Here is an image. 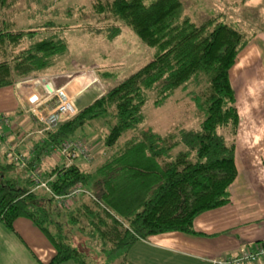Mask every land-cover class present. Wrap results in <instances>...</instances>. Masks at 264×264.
I'll return each mask as SVG.
<instances>
[{
	"label": "trees",
	"instance_id": "1",
	"mask_svg": "<svg viewBox=\"0 0 264 264\" xmlns=\"http://www.w3.org/2000/svg\"><path fill=\"white\" fill-rule=\"evenodd\" d=\"M17 1L0 0V16L6 15L0 22V88L59 72L70 52L68 41L53 34L63 35L66 27L25 45L37 29H19L9 19ZM92 9L101 17L97 31L111 40L124 25L152 49V57L107 94L33 138V156L15 149L27 158V166L7 148L8 162L0 165V223L13 230L16 219H29L55 249L46 264H89L88 247L94 242L102 250L108 245L111 254L153 234L195 233L193 219L228 203L237 175L239 116L229 69L255 32L248 36L221 22L219 14L196 23L184 13L181 0H95ZM191 79L198 89L185 102L192 107L187 126L177 122L164 134L139 129L149 99L154 107L162 106ZM88 131L98 134L94 163L77 159L83 164L76 160L67 168L56 163L43 168L47 189L34 188L29 171L42 169L50 146L83 138ZM19 167L27 171L26 178L13 175ZM78 183L95 190L71 203L59 202L57 197ZM68 231L88 239L71 240ZM121 262L130 264L126 254Z\"/></svg>",
	"mask_w": 264,
	"mask_h": 264
},
{
	"label": "crops",
	"instance_id": "2",
	"mask_svg": "<svg viewBox=\"0 0 264 264\" xmlns=\"http://www.w3.org/2000/svg\"><path fill=\"white\" fill-rule=\"evenodd\" d=\"M56 78L52 77L56 88L53 95L45 94L44 84L34 82L40 78L0 88V139L6 152L7 144H13L18 152L34 155L32 141L35 134H40L42 122L24 108L27 101L41 96L43 104L39 109L52 113L59 100L74 98L78 111L104 94L96 82L88 80L85 84L83 80L77 82L76 77L63 82ZM229 80L235 92L239 122L237 175L229 186L228 203L198 214L193 219L195 233L169 231L138 240L126 255L130 264H144L148 259L156 264H216L215 261L236 257L257 244H264V107L261 104L264 101V29L256 31L238 52L229 69ZM80 83L84 85L81 87ZM243 91L253 102L250 113L239 106ZM254 101L260 104L254 105ZM50 158L45 156L42 166ZM76 163L83 164L81 160ZM40 233L27 218L16 219L13 230L0 223V264H46L55 249ZM242 264H264V255Z\"/></svg>",
	"mask_w": 264,
	"mask_h": 264
},
{
	"label": "rangeland",
	"instance_id": "3",
	"mask_svg": "<svg viewBox=\"0 0 264 264\" xmlns=\"http://www.w3.org/2000/svg\"><path fill=\"white\" fill-rule=\"evenodd\" d=\"M94 1L95 0H18L10 13L5 11L9 13V19L15 22L17 28L23 30L37 29L35 35L27 36L24 39L25 45L44 37H50L51 32L59 30V27L60 30L66 27L63 30V35L59 31L53 32L54 35L58 34L65 38L69 45L70 52L61 70H59V72L53 71L42 77L31 78H40L34 82H37V84L40 82V84L44 85L50 82V87L56 89L52 85L53 76L57 77L56 80L63 79V82L76 77L77 82L79 80H83L85 84L88 83V80L96 82V84L101 87V91L104 93L103 95H105L111 88L151 60L152 49L146 47L128 27L123 25L121 29L122 33L111 40L107 39L102 31H97L94 28H101V23H98L101 17L96 15L92 9ZM181 1L183 2L184 13L190 16L196 23H200L209 16L219 14V20L221 22L237 27L248 36L259 29H264V0ZM5 16L4 13L0 16V22L4 20ZM87 25L93 28H87ZM60 74H67V76H60ZM43 78L45 82H43ZM83 83H80L81 87L84 85ZM197 85L195 80H189L183 86L176 89L172 97L159 107H154L149 99L143 109L144 120L139 126V129H151L153 132L164 134L171 131L177 122L187 126L190 120L189 117L192 115L189 110L192 107L185 106V102H187L186 99L196 94L198 89ZM201 85L202 88L206 84L202 82ZM201 88L200 91L202 90ZM68 99L69 102L74 104V98ZM62 100H64V98ZM254 102V105L256 103L260 104V102ZM261 104L264 107V101H262ZM239 106L242 107L246 113H250L249 111L253 109L251 97L247 98L244 91L239 98ZM245 106L247 109L243 108ZM196 110L197 108L195 107L194 112ZM39 112L46 114L42 110ZM196 120L198 121L199 119ZM192 121L191 124H194L195 121ZM103 122V120L97 121L96 125L100 127ZM38 135L40 136V134H35L34 138ZM97 135V132L90 133L88 131L86 134L87 137H83V139L91 144L93 150L98 148L95 142ZM126 135H128V132H126L123 137ZM77 137L82 138L80 135ZM5 153V147L1 144L0 140V165L4 162H8V158L7 160L5 158ZM49 155L48 158L52 157L50 158L51 160L47 159L39 172L43 173V168L47 169L55 163L62 166V159L59 158L55 160L51 154ZM16 170V172H12L15 177H27V171L22 167ZM83 190L93 192L95 189L88 183L83 186ZM67 234L71 240L74 241L83 242L88 239V237L83 235L71 234L69 231ZM40 235L46 241L48 240L44 237L45 235L42 232ZM49 244L51 243L49 242ZM106 248V250L109 249L108 245ZM101 250V245H97V242H94L88 247L87 257L89 264H122L121 260H123L125 254L127 255L129 251V249L126 251L120 250L110 254L106 250ZM115 258H117V260L113 261ZM147 262L144 264H156V262L150 259H148ZM68 264L75 263L69 261Z\"/></svg>",
	"mask_w": 264,
	"mask_h": 264
},
{
	"label": "built area",
	"instance_id": "4",
	"mask_svg": "<svg viewBox=\"0 0 264 264\" xmlns=\"http://www.w3.org/2000/svg\"><path fill=\"white\" fill-rule=\"evenodd\" d=\"M51 85L50 82H48ZM46 91V95L55 94V90L52 88L49 91L46 87H44ZM42 97H38L33 99V101H27V104L24 106L26 110L32 112L36 118L42 122L43 128L39 130V133L43 135L48 130L51 129V126L54 121H64L71 117L73 114H76L78 111L75 105L72 102H69V99L59 100L56 104L55 109L52 113L42 114L39 111L40 106L43 104L41 99ZM40 113V114H39ZM8 148L15 153V146L12 144H7ZM50 152L53 158L62 159L63 168L69 167L73 164L77 159H81L86 163H90L94 160V151L85 139L83 138H72L66 139L62 141L60 144H53L50 146ZM14 160H18L21 166H27V158L24 155L17 154L13 155ZM31 178L33 179V187L39 188L44 187L47 189L46 183L41 178V172H39L38 168L33 167L29 171ZM86 193L83 190V185L81 183L73 186L67 194L63 196H58L57 199L59 202H63L68 204L71 203L74 199L79 197L81 194ZM264 255V244H257L253 249L245 250L241 252L236 257H225L221 260L215 261L216 264H242L245 261L254 262L259 259L260 256Z\"/></svg>",
	"mask_w": 264,
	"mask_h": 264
},
{
	"label": "water",
	"instance_id": "5",
	"mask_svg": "<svg viewBox=\"0 0 264 264\" xmlns=\"http://www.w3.org/2000/svg\"><path fill=\"white\" fill-rule=\"evenodd\" d=\"M43 80V82H45V79L43 78L42 79ZM46 85V88L49 90V91H51L52 90V88L50 87V85L49 84H45Z\"/></svg>",
	"mask_w": 264,
	"mask_h": 264
}]
</instances>
